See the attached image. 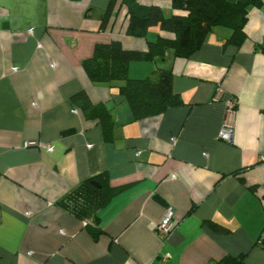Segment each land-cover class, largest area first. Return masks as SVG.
<instances>
[{
    "label": "crops",
    "instance_id": "1",
    "mask_svg": "<svg viewBox=\"0 0 264 264\" xmlns=\"http://www.w3.org/2000/svg\"><path fill=\"white\" fill-rule=\"evenodd\" d=\"M125 1L0 0V264H264V0L249 5L238 44L215 25L187 58L170 48L130 61V78L170 69L182 101L143 119L82 67L98 42L145 50L173 37L157 25L128 35ZM135 1L177 12L170 0ZM81 92L105 106L106 122L84 115ZM230 99L228 141L219 131ZM99 174L125 188L98 211L94 238L58 203ZM169 207L175 227L162 241L155 227Z\"/></svg>",
    "mask_w": 264,
    "mask_h": 264
},
{
    "label": "trees",
    "instance_id": "2",
    "mask_svg": "<svg viewBox=\"0 0 264 264\" xmlns=\"http://www.w3.org/2000/svg\"><path fill=\"white\" fill-rule=\"evenodd\" d=\"M125 2L128 35L143 37L148 27L157 25L162 33L173 37L159 34L155 40L147 41L145 50L124 48L118 39L98 42L91 57L82 61V67L92 82L116 84L120 94L127 100L133 117L143 119L160 114L168 107L178 106L182 101L173 92L170 69L157 67L149 76L130 78L127 73L129 62L162 59L170 48L174 49L176 56L187 58L215 25L229 27L232 30L229 40L238 44L244 37L248 7L260 3V0H170L177 12L169 16H165L156 5H143L135 0ZM110 12L111 8L103 17L101 27H105ZM73 98L87 118L107 121L108 111L103 104H92L84 92L75 94ZM123 188V185L111 186L105 175L99 174L76 185L58 204L81 220L90 219V223L84 227L96 238L101 232L98 228V211ZM215 227L222 231L228 230L221 225ZM243 257L226 255L215 264H245Z\"/></svg>",
    "mask_w": 264,
    "mask_h": 264
},
{
    "label": "built area",
    "instance_id": "3",
    "mask_svg": "<svg viewBox=\"0 0 264 264\" xmlns=\"http://www.w3.org/2000/svg\"><path fill=\"white\" fill-rule=\"evenodd\" d=\"M221 93H222V89L221 87H218L213 95V99L214 100L219 99ZM235 112H236V101L235 99H230L226 102L225 116L221 129L219 131V137L221 139L228 141L232 139ZM29 144H32V142H30ZM82 222L83 225L85 226L90 223V219H83ZM174 227H175L174 210L171 207H169L166 209L161 220L156 224L155 232L162 241H165L172 232ZM257 242L260 246L264 247V229L262 230L260 236L258 237Z\"/></svg>",
    "mask_w": 264,
    "mask_h": 264
},
{
    "label": "rangeland",
    "instance_id": "4",
    "mask_svg": "<svg viewBox=\"0 0 264 264\" xmlns=\"http://www.w3.org/2000/svg\"><path fill=\"white\" fill-rule=\"evenodd\" d=\"M170 15V14H169Z\"/></svg>",
    "mask_w": 264,
    "mask_h": 264
},
{
    "label": "water",
    "instance_id": "5",
    "mask_svg": "<svg viewBox=\"0 0 264 264\" xmlns=\"http://www.w3.org/2000/svg\"><path fill=\"white\" fill-rule=\"evenodd\" d=\"M96 184V183H95Z\"/></svg>",
    "mask_w": 264,
    "mask_h": 264
}]
</instances>
